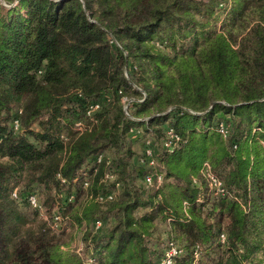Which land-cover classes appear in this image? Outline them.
<instances>
[{
	"label": "trees",
	"instance_id": "16d2710c",
	"mask_svg": "<svg viewBox=\"0 0 264 264\" xmlns=\"http://www.w3.org/2000/svg\"><path fill=\"white\" fill-rule=\"evenodd\" d=\"M263 141L264 0H0V264H159L171 243L175 264H264ZM34 183L56 193L51 222L93 224V251L21 209Z\"/></svg>",
	"mask_w": 264,
	"mask_h": 264
},
{
	"label": "built area",
	"instance_id": "2783aa9c",
	"mask_svg": "<svg viewBox=\"0 0 264 264\" xmlns=\"http://www.w3.org/2000/svg\"><path fill=\"white\" fill-rule=\"evenodd\" d=\"M124 102L127 101V98L123 99ZM100 108V104L99 103H93L89 109L87 110V115L92 118L93 114ZM127 108L128 105L125 106V110L127 112ZM128 114V112H127ZM14 128L16 131H21V125L18 119H16L14 121ZM75 128L79 131H83L84 129H86V124L83 121H76L75 122ZM219 131L224 134L225 136L228 135V127L225 123H221L219 126ZM137 131L135 128L131 129V133L135 134ZM168 139L164 142V146L168 147V148H173L174 145V140L177 139L176 134L174 133L173 129L170 128L168 131ZM143 135L141 133H139V135L137 137H142ZM264 144V141H263ZM157 153V144L152 140V139H147L145 140V146L143 148V156L140 159V161L138 162L139 165H147L150 167L151 171L150 173H148L145 176V184L148 187H153V186H159L162 181H163V172L159 169L156 168V155ZM102 159V155H98L96 157V162L99 163ZM203 173L204 176L206 177V179L208 180L211 192L213 194V196H220V195H224L225 194V188H224V183L223 181L216 176L213 171L211 170L210 165L206 162L204 163V168H203ZM109 176V175H108ZM112 177V176H109ZM13 196L17 199H19V201L24 200L28 206L32 207L35 210L38 211H43V205L40 202L37 193L34 191L30 194H28L25 197H21L19 196V193L17 190L14 191ZM114 197V193L110 192L106 195H101L99 196V199L101 201H105V200H110ZM61 219V217L59 215L55 216L54 221L57 224L59 222V220ZM102 226V221L97 220L94 223V228L95 229H99ZM221 240L222 242L226 241V235L222 234L221 236ZM183 252V250L175 243H171L170 246L167 248L164 256L161 258V260L159 261V264H175V257L180 255Z\"/></svg>",
	"mask_w": 264,
	"mask_h": 264
},
{
	"label": "rangeland",
	"instance_id": "374dc122",
	"mask_svg": "<svg viewBox=\"0 0 264 264\" xmlns=\"http://www.w3.org/2000/svg\"><path fill=\"white\" fill-rule=\"evenodd\" d=\"M1 1L7 8H10V6H15L18 3V0H15L14 2H12V4L8 5L3 0ZM141 142H143L142 138L136 142H133L132 144V150L133 152L137 154L135 157L136 168H138L137 166L139 165L138 164L139 161H137L136 158H139L140 154L142 153ZM111 155L113 154L111 153ZM27 181H28L27 179L24 180V182L21 184V188L27 183ZM134 182L136 183L137 186L141 188V190H144L142 188L143 182L140 179H138L137 176H135ZM33 187L35 188L34 191L38 193L37 195H39L41 203L43 202L42 205L46 204V202H51L52 201L51 198L54 197V195L56 194L54 190L51 191L48 188H46L44 185H40L38 183H34ZM122 188H123L122 186L118 185V187L117 188L115 187L114 189H112V191L115 192L116 195H118L121 192ZM146 190L147 191L149 190L148 193L146 192V196L150 194V192H152V190L150 189H146ZM48 206L49 205H47V208ZM20 207L25 213L29 214L31 217H35V209H33L32 207L28 205H22ZM42 210L43 211H38L40 213V215L38 216L39 222H42L43 220L44 221L49 220V222H51L50 215H52L55 211H57V210H54L53 213H49V212L47 213V209L45 205H43ZM106 210H107V207H104V211ZM111 215L105 214L103 216L105 220L104 223H105L106 229H107L108 223L109 222L111 223L114 221ZM66 224L68 226L67 222ZM51 227L55 231L56 234H58L63 240H65V242L70 244L69 248H71L73 251L75 252L79 251L82 253L84 252L83 250L85 249H87V251H93L92 250L94 246L93 224H89L87 226L86 223H83L82 225L75 223V224H70L67 228H63V222L61 218L57 224L55 223V221L51 222ZM166 230H167L166 225L164 223L160 224L159 234L161 235V239H162L160 242L166 240V237H167ZM160 242H156V245H155L156 248H159V245L161 246L162 243Z\"/></svg>",
	"mask_w": 264,
	"mask_h": 264
}]
</instances>
